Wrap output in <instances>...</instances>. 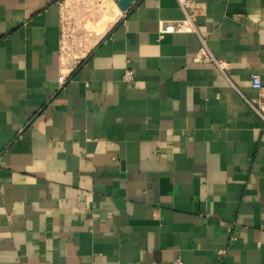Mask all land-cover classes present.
<instances>
[{"label": "crops", "instance_id": "crops-1", "mask_svg": "<svg viewBox=\"0 0 264 264\" xmlns=\"http://www.w3.org/2000/svg\"><path fill=\"white\" fill-rule=\"evenodd\" d=\"M118 2L0 0V264H264V0Z\"/></svg>", "mask_w": 264, "mask_h": 264}, {"label": "built area", "instance_id": "built-area-1", "mask_svg": "<svg viewBox=\"0 0 264 264\" xmlns=\"http://www.w3.org/2000/svg\"><path fill=\"white\" fill-rule=\"evenodd\" d=\"M181 2H182V4L185 5V6H191L189 0H181ZM133 78H134V73L130 71V72L128 73V80H129V81H132ZM253 86H254L256 89H258V90H260V91L262 92L263 102L260 103V104H262V105H260V110H259V112H260V114H262V116L264 117V88H263L262 82H261V80H260L259 77L256 76V77L253 78Z\"/></svg>", "mask_w": 264, "mask_h": 264}, {"label": "water", "instance_id": "water-1", "mask_svg": "<svg viewBox=\"0 0 264 264\" xmlns=\"http://www.w3.org/2000/svg\"><path fill=\"white\" fill-rule=\"evenodd\" d=\"M136 0H119L118 4L123 12H127L134 5Z\"/></svg>", "mask_w": 264, "mask_h": 264}]
</instances>
